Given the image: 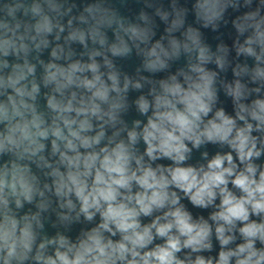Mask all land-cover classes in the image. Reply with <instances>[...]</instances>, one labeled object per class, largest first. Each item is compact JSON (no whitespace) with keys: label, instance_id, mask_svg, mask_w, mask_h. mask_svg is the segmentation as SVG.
I'll return each mask as SVG.
<instances>
[{"label":"clouds","instance_id":"9594fccd","mask_svg":"<svg viewBox=\"0 0 264 264\" xmlns=\"http://www.w3.org/2000/svg\"><path fill=\"white\" fill-rule=\"evenodd\" d=\"M0 264H264V0H0Z\"/></svg>","mask_w":264,"mask_h":264}]
</instances>
